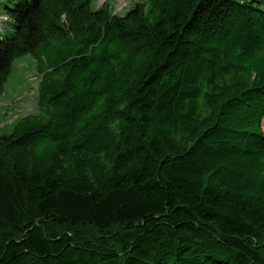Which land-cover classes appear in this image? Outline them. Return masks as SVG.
Listing matches in <instances>:
<instances>
[{"label": "trees", "instance_id": "trees-1", "mask_svg": "<svg viewBox=\"0 0 264 264\" xmlns=\"http://www.w3.org/2000/svg\"><path fill=\"white\" fill-rule=\"evenodd\" d=\"M9 1L0 264H264V0Z\"/></svg>", "mask_w": 264, "mask_h": 264}, {"label": "rangeland", "instance_id": "rangeland-1", "mask_svg": "<svg viewBox=\"0 0 264 264\" xmlns=\"http://www.w3.org/2000/svg\"><path fill=\"white\" fill-rule=\"evenodd\" d=\"M13 1L15 0H10L9 3ZM138 1L143 0H96L95 6L108 2L115 13L123 14ZM2 20L4 19L0 17L1 33H8L11 20ZM38 80L36 59L32 54H23L13 60L4 91L0 94V135L11 131L13 122L36 111ZM262 121L264 126V118Z\"/></svg>", "mask_w": 264, "mask_h": 264}, {"label": "built area", "instance_id": "built-area-1", "mask_svg": "<svg viewBox=\"0 0 264 264\" xmlns=\"http://www.w3.org/2000/svg\"><path fill=\"white\" fill-rule=\"evenodd\" d=\"M2 19H5V17L4 16H0Z\"/></svg>", "mask_w": 264, "mask_h": 264}, {"label": "bare ground", "instance_id": "bare-ground-1", "mask_svg": "<svg viewBox=\"0 0 264 264\" xmlns=\"http://www.w3.org/2000/svg\"><path fill=\"white\" fill-rule=\"evenodd\" d=\"M262 126H263V124H262ZM263 128H264V126H263Z\"/></svg>", "mask_w": 264, "mask_h": 264}]
</instances>
